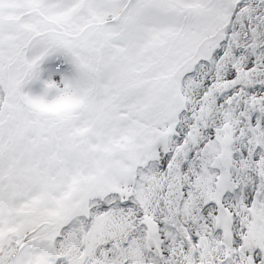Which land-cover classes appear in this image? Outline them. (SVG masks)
I'll return each mask as SVG.
<instances>
[{"label":"snow or ice","instance_id":"6c2138e0","mask_svg":"<svg viewBox=\"0 0 264 264\" xmlns=\"http://www.w3.org/2000/svg\"><path fill=\"white\" fill-rule=\"evenodd\" d=\"M0 264H264V0H0Z\"/></svg>","mask_w":264,"mask_h":264}]
</instances>
